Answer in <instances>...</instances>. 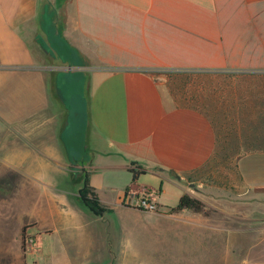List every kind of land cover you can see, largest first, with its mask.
Wrapping results in <instances>:
<instances>
[{
  "label": "crops",
  "instance_id": "1",
  "mask_svg": "<svg viewBox=\"0 0 264 264\" xmlns=\"http://www.w3.org/2000/svg\"><path fill=\"white\" fill-rule=\"evenodd\" d=\"M51 38L90 63L89 116L105 147L88 181L107 213L136 210L131 201L151 190L163 209L153 217L174 222L181 249L204 223L167 210L184 194L199 198L193 184L226 166L239 178L235 198L264 207V0H0V264L98 261L79 191L58 178L51 187L49 164L25 156L32 127L21 105L35 101L34 115L47 102V82L30 71ZM8 149L17 156L2 157ZM205 183L220 199L231 192Z\"/></svg>",
  "mask_w": 264,
  "mask_h": 264
},
{
  "label": "rangeland",
  "instance_id": "2",
  "mask_svg": "<svg viewBox=\"0 0 264 264\" xmlns=\"http://www.w3.org/2000/svg\"><path fill=\"white\" fill-rule=\"evenodd\" d=\"M60 43L61 40L51 38L49 55L39 56L40 65L30 71L32 75L41 74L47 82L44 92L47 102L44 101L43 109L31 115L37 103L31 99L23 101L21 120L28 122L32 132L22 138L30 143L26 157L49 164L51 187H55L58 178L59 187L78 192L89 175L93 158L105 144L96 134L89 116L90 69L85 66L90 63L86 57ZM7 138L14 140L12 134ZM1 152L2 157L17 156L10 149ZM225 169L226 174L215 171L210 180L205 181L216 189L217 185L230 188L225 198L220 199L216 190L205 191L203 181L193 184L197 199L204 203V211L197 214L204 228L187 233L181 249L172 235L174 230H170L174 226L169 224L174 222L153 217L152 214L163 210L158 204L154 212L139 207L102 216L87 212L97 228L99 255L94 264H264V207L251 208L235 198L234 186L239 178L234 166ZM139 176L140 183L159 190L161 181L155 175L145 172ZM30 237H24V249Z\"/></svg>",
  "mask_w": 264,
  "mask_h": 264
},
{
  "label": "trees",
  "instance_id": "3",
  "mask_svg": "<svg viewBox=\"0 0 264 264\" xmlns=\"http://www.w3.org/2000/svg\"><path fill=\"white\" fill-rule=\"evenodd\" d=\"M133 172L135 171L133 170ZM141 172H144V170L139 171V173ZM136 174L137 173H135V177H136ZM79 193H80L83 205L87 207L93 214L97 216H102L108 212V209L104 208L100 204L96 194L93 191V188L90 187L88 176L84 178L83 187L79 190ZM184 209H189L196 213H201L204 211V203L201 200L195 197H192L189 194H184L180 198L178 204L171 209V212L178 213Z\"/></svg>",
  "mask_w": 264,
  "mask_h": 264
},
{
  "label": "built area",
  "instance_id": "4",
  "mask_svg": "<svg viewBox=\"0 0 264 264\" xmlns=\"http://www.w3.org/2000/svg\"><path fill=\"white\" fill-rule=\"evenodd\" d=\"M131 205L145 209L149 212H154L157 208V203L154 198V194L151 190L144 189L140 196L135 200L131 201ZM35 245V240L33 237H30L26 240V248L32 249Z\"/></svg>",
  "mask_w": 264,
  "mask_h": 264
},
{
  "label": "water",
  "instance_id": "5",
  "mask_svg": "<svg viewBox=\"0 0 264 264\" xmlns=\"http://www.w3.org/2000/svg\"><path fill=\"white\" fill-rule=\"evenodd\" d=\"M172 174V176L180 178L176 173H174L173 171L170 172Z\"/></svg>",
  "mask_w": 264,
  "mask_h": 264
}]
</instances>
